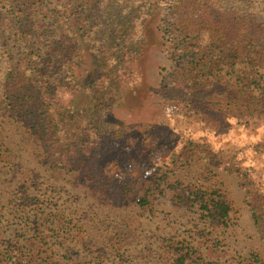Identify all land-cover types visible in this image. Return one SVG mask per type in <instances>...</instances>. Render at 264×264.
Wrapping results in <instances>:
<instances>
[{
    "label": "trees",
    "instance_id": "obj_1",
    "mask_svg": "<svg viewBox=\"0 0 264 264\" xmlns=\"http://www.w3.org/2000/svg\"><path fill=\"white\" fill-rule=\"evenodd\" d=\"M63 1L52 7L50 0H0V110L17 116L37 138L49 169L81 177L102 203L118 205L127 194L143 190L138 205L148 208L150 196L161 187L157 173L150 180H115L92 154L58 150L63 97L90 86H117L123 101L135 100L146 87L140 63L157 33L172 63V80L163 81L159 93L182 118L217 133L234 121L264 118V0ZM161 12V24L153 28ZM84 48L93 72L83 79L74 61L84 57ZM128 63L133 74L124 69ZM7 151L0 138V162ZM196 159L210 166L221 161L207 144L187 140L171 163L177 168ZM228 171L242 177L255 230L264 241V195L240 168L229 166ZM166 185L174 192L173 202L197 208L212 224L229 226L233 209L219 191ZM46 209L36 197L24 195L23 240L8 242L0 234V264H61L55 246H62L72 230ZM120 242L110 237L116 255ZM164 249L167 264H207L189 244L168 243ZM250 258V264H264L257 253ZM106 262L100 248L93 264Z\"/></svg>",
    "mask_w": 264,
    "mask_h": 264
},
{
    "label": "rangeland",
    "instance_id": "obj_2",
    "mask_svg": "<svg viewBox=\"0 0 264 264\" xmlns=\"http://www.w3.org/2000/svg\"><path fill=\"white\" fill-rule=\"evenodd\" d=\"M50 1L52 7L64 2ZM163 16L158 15L153 28ZM160 36L156 34V44L147 48L140 63L146 87L135 100L123 101L117 86L105 90L90 86L63 97V112L58 115L64 131L58 150L92 154L115 180H150L156 172L161 187L150 196V206L138 205L143 190L127 194L118 205L102 203L81 177L49 169L37 138L17 116L0 110V138L8 148L0 162L3 239L22 242L20 202L26 194L47 206L45 214L63 217L72 230L62 246H55L61 264H93L100 248L107 255L106 264H167L168 243L189 244L207 264H250L254 253L264 261V241L255 230L242 177L228 171L229 166L240 168L264 195V118L234 121L222 133L182 118L159 93L161 83L172 80V63ZM83 56L74 61V70L84 79L93 72V61L85 48ZM124 69L134 73L132 63ZM187 140L207 144L219 155L220 164L210 166L196 159L174 168L173 157ZM176 183L180 189L219 191L233 209L229 226L212 224L197 208L173 202L174 192L166 184ZM110 237L121 239L119 255L113 252Z\"/></svg>",
    "mask_w": 264,
    "mask_h": 264
}]
</instances>
